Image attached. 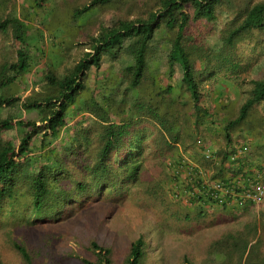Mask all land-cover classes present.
<instances>
[{
  "label": "trees",
  "instance_id": "obj_1",
  "mask_svg": "<svg viewBox=\"0 0 264 264\" xmlns=\"http://www.w3.org/2000/svg\"><path fill=\"white\" fill-rule=\"evenodd\" d=\"M109 1L89 0L75 13ZM42 4L45 0H35L32 5L39 8ZM219 6L230 10L232 16L221 31L223 49L217 58L234 54L238 40L254 30L264 29V0H156L155 7L146 15L117 18L101 26L86 42L85 52L70 71L57 76L44 70L45 84L23 97L16 91H7L31 68L27 37L19 34L17 16L0 19V31L9 27L14 30L17 52L16 61L0 66V110L19 107L33 114L0 116V227L17 220L28 223L57 219L72 205L102 194L112 198L130 186L145 197L157 199L160 182L149 174L140 144L132 147L135 126L146 117L159 124V136L154 138L155 146L150 150L159 165L173 158L178 147H182L207 171L210 160L204 158L199 148L204 150L214 143L206 139L204 131L210 132V126L216 123L212 119L216 110L201 103L199 81L209 57L206 48L185 30L190 21L214 20ZM161 28L169 34L168 69L164 76L153 74L147 81L151 44ZM123 48H127L131 62L119 69L118 76L135 91L134 99L131 102L128 94L111 92L97 100L93 90L85 89V76L91 66L100 68L104 54L115 57ZM175 65L180 78L173 82ZM249 84L247 96L235 116L213 128L226 144L238 138H234V131L242 129V125L249 131L242 129L247 134L242 139H251L252 133H258L257 125L253 124L256 120L250 114L255 105L264 102V70L260 77L250 79ZM178 101H182L183 116L177 114ZM77 108L91 117L92 127L79 121L69 126L68 117ZM170 149L173 150L169 153ZM218 153H222L221 162L225 161L227 153L223 150ZM166 169L164 186L171 188L176 183L175 174ZM215 169L217 175L221 168ZM179 183L188 192L193 189L184 180ZM193 195L192 201H198L196 196L200 195ZM171 201L182 209L196 210L194 215L198 216H204L210 209L189 208ZM250 209L244 208L241 214ZM182 211L172 213L174 216L184 213L188 218L189 212ZM145 245L146 240L139 235L129 243L123 261L117 262L110 247L92 240L87 248L90 255L80 257V264H143ZM261 245V237L255 230L226 231L209 243L202 264H264ZM12 247L25 262L30 261L22 244L12 241ZM184 263L194 264L187 256ZM0 264H4L1 259Z\"/></svg>",
  "mask_w": 264,
  "mask_h": 264
},
{
  "label": "rangeland",
  "instance_id": "obj_2",
  "mask_svg": "<svg viewBox=\"0 0 264 264\" xmlns=\"http://www.w3.org/2000/svg\"><path fill=\"white\" fill-rule=\"evenodd\" d=\"M88 1L45 0L41 7L33 8L35 0H0V19L10 16L19 18V21L16 20L20 25L19 34L27 37L26 52L31 65L30 70L15 85L9 87L7 92L16 91L23 97L33 90L41 89L45 84V71H52L57 76L70 71L85 52L86 42L101 26H106L117 18L131 19L146 15L155 7L156 2L111 0L76 14V9ZM231 16L230 10L219 6L214 20L190 21L185 30L190 38L206 48L209 57L208 64L202 67L199 86L203 106L216 110L212 118L216 123L210 126V132L204 131L206 139L214 142V145H221L223 140L216 134L217 129L213 128L220 126L219 122L223 123L226 118L235 116L247 96L249 80L260 77L264 70V29L254 30L238 40L233 56L223 54L217 58L223 49L221 31ZM13 33L11 27L0 31V66L17 59ZM168 36L167 31L161 28L154 37L147 81L153 74L164 76L168 69ZM129 62L131 58L127 48H123L115 57L104 54L100 68L91 66L88 70L84 79L85 89L93 90L97 100H101L103 95L115 92L118 95L128 94L132 102L135 91L118 76L119 69ZM172 78L173 82L179 81L180 70L177 65L174 66ZM159 80L164 83L162 78ZM181 102H177L176 110L178 115L183 116ZM7 115L23 117L33 114L19 107L2 108L0 116ZM86 116L79 108L72 110L68 117L69 126L79 121L81 125L92 127L94 123L91 117ZM250 116L256 120L252 122L257 125L258 133H252L251 139H248L249 153L251 157L264 162V102L255 105ZM158 126L149 117L138 122L132 144L133 148L138 147L134 144H140L149 174L160 182L157 199L145 197L138 193L136 187L130 186L128 190H123L112 198L102 194L88 198L80 205H72L57 219L43 218L28 223L17 220L1 226V261L4 264H80V257L90 255L87 248L94 240L110 247L116 261L122 262L129 243L142 235L146 240L143 264H185V256L194 264H202L212 240L226 231L244 228L256 231L261 237V249L264 252V198L256 209H250L246 214H241L242 210L221 212L207 209L204 216H198L194 215L196 210H185L172 203L163 182L167 176L165 164L159 165V161L150 151L155 146L154 138L159 136ZM241 127L246 130V125ZM242 129H235L234 138L245 137V130ZM237 132L239 134L236 135ZM173 210L188 211L189 217H184V213L174 216ZM12 241L27 249L29 262H25L12 247Z\"/></svg>",
  "mask_w": 264,
  "mask_h": 264
},
{
  "label": "built area",
  "instance_id": "obj_3",
  "mask_svg": "<svg viewBox=\"0 0 264 264\" xmlns=\"http://www.w3.org/2000/svg\"><path fill=\"white\" fill-rule=\"evenodd\" d=\"M178 148L174 159H167L165 165L173 170L176 180L174 186L167 188L169 197L181 206H200L210 210L225 208L227 211L239 212L246 207L256 209L262 202L264 162L250 156L248 140L245 138H235L228 144L210 143V147L204 150L198 147L204 158L210 160L207 171L182 147ZM219 150L227 153L223 162ZM215 167L221 168L217 175ZM182 180L193 186V189L186 191L183 184L179 183ZM194 193L200 195L196 196L199 198L195 202L191 199Z\"/></svg>",
  "mask_w": 264,
  "mask_h": 264
}]
</instances>
